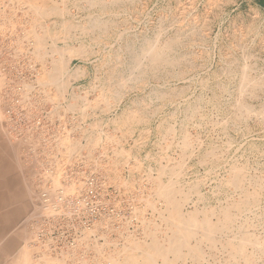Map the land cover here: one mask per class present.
Returning <instances> with one entry per match:
<instances>
[{
    "label": "rangeland",
    "instance_id": "374dc122",
    "mask_svg": "<svg viewBox=\"0 0 264 264\" xmlns=\"http://www.w3.org/2000/svg\"><path fill=\"white\" fill-rule=\"evenodd\" d=\"M7 1L0 0V264H17L24 249L32 253L31 264H41L39 258L47 256L55 259L53 264L59 263L57 260L105 264L98 253L104 250L108 256H115L122 247L127 250V261L136 255L137 263L144 264L148 256L145 246L151 241L149 231L159 232L161 239L166 236L163 232L171 236L169 212L165 214L164 200L153 191L157 179L178 191L175 199L180 201L175 203L184 213L194 208L219 210V206L239 203L243 194H254L258 203L254 199L253 206L232 209L234 227L243 224L245 232L264 239L261 11L243 0H102L94 5L92 0H47L46 8H57L62 14L38 18L28 5L19 7ZM37 40L45 43L43 59L34 55L32 44ZM148 43L170 45L164 53L170 63L143 67L140 47ZM72 47L82 48L84 53L73 58L59 77L69 81L61 96L54 83L43 79L59 59L54 49ZM30 64L35 73L28 70ZM243 75L251 82L246 91L240 90ZM17 86L22 89L18 95L27 119L30 123L39 120L40 126L16 137L5 125L4 108L12 96H18ZM232 166L243 169L245 179L239 189L227 185ZM88 176L103 181L114 204H131L135 221L110 219L107 227L92 233L94 225L88 237L87 231L83 232L80 238L84 242L77 240L73 249H60L51 238L38 241L36 232L47 224L49 209L58 206L54 202L59 191L80 195ZM43 194L50 199L48 207ZM134 207L145 208L142 217L150 221L149 227L135 216ZM210 218L216 222L215 215ZM142 232L149 234L144 236L146 240ZM133 235L146 243L139 252L127 249L126 237ZM203 249L206 260L200 264H228L222 255L214 260L208 247ZM159 258L154 264H193L172 256L168 261ZM231 260L228 262L234 263ZM256 260L255 264H264V258Z\"/></svg>",
    "mask_w": 264,
    "mask_h": 264
},
{
    "label": "bare ground",
    "instance_id": "6f19581e",
    "mask_svg": "<svg viewBox=\"0 0 264 264\" xmlns=\"http://www.w3.org/2000/svg\"><path fill=\"white\" fill-rule=\"evenodd\" d=\"M3 1V0H1ZM7 1V0H6ZM101 1L102 0H92V4H101ZM10 3V4H18L19 7H23L24 5H28L29 7V10H31L35 16H37L38 18H46V17H49V16H52V15H61L62 14V10H58L57 8H54V7H49V8H46L45 7V3L47 2V0H8L7 3ZM103 2V1H102ZM9 4V5H10ZM112 5V4H111ZM49 6V5H48ZM53 6V5H51ZM4 7V6H3ZM7 7V6H6ZM56 7V6H55ZM60 8V7H59ZM27 11H29L28 9H26ZM25 10V12H26ZM2 14V13H1ZM26 14V13H25ZM30 14V13H29ZM4 16V15H3ZM29 16V15H28ZM31 18V17H30ZM34 18V17H33ZM2 19V18H1ZM4 19V18H3ZM8 21V19H6ZM10 20V19H9ZM40 21V20H39ZM4 23V22H2ZM96 23V22H95ZM94 23V24H95ZM100 23V21H99ZM98 24L97 27H99L100 25ZM9 24V23H8ZM115 24V23H114ZM23 25V24H22ZM104 25V24H103ZM4 26V25H3ZM2 26V27H3ZM94 26V25H93ZM96 26V25H95ZM38 27V26H37ZM76 27V26H75ZM102 27V25H101ZM5 28V27H4ZM1 29V27H0ZM13 29V28H12ZM38 29V28H37ZM84 29V28H83ZM34 30V29H33ZM2 31V30H1ZM15 31V30H14ZM67 31V30H65ZM106 31V30H105ZM34 32V31H33ZM47 32V31H45ZM68 32V31H67ZM6 33V32H5ZM24 34V33H23ZM47 34V33H46ZM22 35V34H21ZM58 35V34H57ZM66 35V34H65ZM24 37V36H23ZM28 37V35H27ZM8 38V37H7ZM15 39V38H14ZM24 40V38H23ZM39 40V39H38ZM37 40V43L36 44H32L34 45V55H38L40 58L42 57V59L46 56V52L47 50L44 49V46L42 44H45L44 42H41ZM150 41V40H149ZM25 42V41H24ZM19 43V42H17ZM28 43V42H27ZM262 43V42H261ZM13 44V43H12ZM172 44V43H171ZM18 45V44H17ZM23 45V44H22ZM165 45V46H164ZM163 46L162 45H159L157 46L156 44L155 45H152L151 43H148L146 44V46L144 47H140V50H141V57L144 60V64H143V67L144 65H149V67H158V63H160L161 67H164L162 64L163 62L165 61H170L169 58H168V55H165V51L168 50L169 48H171L170 45H167V44H164ZM16 47V46H15ZM80 47V46H79ZM174 47V46H173ZM20 48V47H19ZM22 48V47H21ZM55 48V47H54ZM171 50V49H170ZM53 52V50H52ZM54 52H57L58 56H59V59L55 60V62L53 63V66L51 68V71L48 70V72H43L45 73V77L43 79V82L45 80V83L48 84V82L50 84H53L57 86L56 89H58L59 91V94L62 96V92L65 91L66 87L68 86V82L67 80H63V81H60L59 77H61V74L67 69L68 67V64L70 63V61L73 59V58H76V57H79V56H82L83 53H84V50L82 48H77V49H74L73 47L70 48V49H54ZM175 52V51H174ZM25 53V52H24ZM130 53V52H129ZM183 55V54H182ZM57 56V57H58ZM139 57V56H138ZM172 57V56H171ZM177 57V56H176ZM80 58V57H79ZM119 58V57H118ZM140 58V57H139ZM141 58V59H142ZM86 59V58H85ZM128 59V58H127ZM138 59V58H137ZM37 60V59H36ZM34 61V60H33ZM135 61V60H134ZM133 61V64L135 65L136 63H134ZM140 61V59H139ZM167 61V62H168ZM177 61V60H176ZM103 62V61H102ZM137 64H140V62L142 63V60L140 62L136 61ZM162 63V64H161ZM170 63V62H168ZM168 63H165L166 65ZM172 63V62H171ZM175 63V62H173ZM34 65V64H33ZM157 65V66H156ZM159 65V67H160ZM165 65V66H166ZM169 65V64H168ZM167 65V66H168ZM175 65V64H173ZM179 65V64H178ZM136 66H139V65H136ZM1 67V66H0ZM4 67V66H3ZM132 67V65H131ZM146 67V66H145ZM148 67V68H149ZM152 67V68H153ZM78 68V67H77ZM138 68V67H136ZM140 68V67H139ZM150 69V68H149ZM12 70V69H11ZM44 70V69H43ZM38 71V70H37ZM47 71V70H46ZM149 71V70H148ZM131 73V72H130ZM133 73V72H132ZM139 73V72H138ZM166 73V72H165ZM144 75V74H143ZM248 75V74H247ZM244 76V75H243ZM8 77V76H7ZM41 77V76H40ZM128 77V76H127ZM154 77V76H153ZM63 78V77H62ZM61 78V79H62ZM65 78V77H64ZM110 78V77H109ZM116 79V78H115ZM157 79V78H156ZM250 79V78H249ZM9 80V79H8ZM36 80V79H35ZM39 80L41 81V78H39ZM38 80V81H39ZM121 80V79H120ZM253 80V79H252ZM37 81V82H38ZM108 81V80H107ZM136 81V79H135ZM143 81V80H142ZM115 82V80H114ZM122 82V80H121ZM124 82V81H123ZM143 83V82H142ZM234 83V82H233ZM27 84V83H26ZM241 84L242 87H241V91L242 89L244 90L245 88V91H246V88L248 87L249 84H251V82L248 80L247 76H244L242 77L241 79ZM44 85V83H43ZM135 85V84H133ZM253 85V84H252ZM41 86V85H40ZM39 86V87H40ZM127 87V86H126ZM218 87V86H217ZM251 87V86H250ZM24 89V88H23ZM97 89V88H96ZM122 89V88H121ZM250 89V88H248ZM247 89V90H248ZM252 89V88H251ZM126 90V89H124ZM250 91V90H249ZM244 92V91H243ZM44 93V92H43ZM254 93V92H253ZM54 94V93H53ZM113 94H115L113 92ZM29 95V94H28ZM124 95V94H123ZM160 96V94H159ZM168 96V94H167ZM179 96V95H178ZM50 97V96H49ZM55 97V96H54ZM59 97V96H58ZM108 97V96H107ZM111 97V96H110ZM60 98V97H59ZM116 98V97H115ZM160 98V97H159ZM177 98V97H176ZM24 99V98H23ZM114 99V98H113ZM112 99V101H113ZM27 100V99H26ZM55 100V99H54ZM57 100V99H56ZM103 100V99H102ZM242 101V100H241ZM143 102V101H141ZM140 102V103H141ZM240 103V102H239ZM139 104V103H138ZM246 106V105H245ZM131 107V106H130ZM237 107V106H236ZM243 108V107H242ZM84 109V108H83ZM245 110L247 108H244ZM238 111V110H237ZM249 111V110H248ZM252 111V110H250ZM132 112V111H131ZM244 112V111H243ZM260 112V111H259ZM135 113V112H134ZM132 113V114H134ZM151 114V113H150ZM247 114H250V112H248ZM135 115V114H134ZM138 117V116H137ZM140 117V116H139ZM134 119V116L132 117ZM145 118V117H144ZM239 118V117H238ZM141 119V118H140ZM59 120V119H58ZM144 120V119H143ZM239 120V119H238ZM49 121V120H48ZM53 121V120H52ZM139 121V120H138ZM137 121V122H138ZM164 121V120H163ZM239 123V122H238ZM89 128V127H88ZM93 128V127H92ZM160 128V127H159ZM62 129V128H61ZM118 130V129H117ZM82 131V130H81ZM126 132V131H125ZM145 132V131H144ZM108 133V132H107ZM143 133V132H142ZM75 134V133H73ZM109 134V133H108ZM126 134V133H125ZM68 136V135H67ZM188 136V135H187ZM111 137V136H110ZM117 137V136H116ZM106 138V137H105ZM187 138V137H186ZM95 139V138H94ZM193 139V138H192ZM96 140V139H95ZM73 141V140H72ZM109 141V140H108ZM163 141V140H162ZM187 141V140H186ZM68 142V141H67ZM96 142V141H95ZM110 142V141H109ZM170 143V142H169ZM183 143H186L185 141ZM78 144V143H77ZM92 144V143H91ZM116 145V143H114ZM188 144V143H187ZM186 144V146H187ZM96 145V144H95ZM189 145V144H188ZM92 146V145H91ZM167 146V145H166ZM162 147V146H161ZM160 147V148H161ZM106 148V147H105ZM89 149H90V146H89ZM111 149V148H110ZM102 150V149H101ZM122 150V149H121ZM164 150V149H163ZM162 150V151H163ZM166 150V149H165ZM181 150V149H180ZM68 151V150H67ZM100 151V150H99ZM125 150H123L124 152ZM179 151V150H178ZM126 155H127V152H125ZM75 155V154H74ZM73 155V156H74ZM215 155V154H214ZM105 156V155H104ZM76 157V156H75ZM127 158V156H126ZM214 158V157H213ZM65 159V158H64ZM123 159V158H122ZM128 159V158H127ZM66 160V159H65ZM75 162V161H74ZM122 162V161H121ZM124 163H125V160H124ZM137 163V162H136ZM173 163V162H172ZM63 164V163H62ZM125 165V164H124ZM57 166V165H55ZM77 166V165H76ZM126 166V165H125ZM170 166V165H169ZM173 166V165H171ZM238 166V165H237ZM180 167V166H179ZM131 168V166H130ZM135 168V167H132V169ZM239 168V167H238ZM238 168H235L232 166L231 167V178L228 180V184L227 185H231L234 186L236 189H239L241 187V184L243 182V180L245 179L244 178V174L242 175V171L243 169L241 168L238 169ZM182 169V168H181ZM61 170V169H60ZM74 170V169H73ZM103 170V169H102ZM225 170V169H224ZM229 170V171H230ZM133 171V170H132ZM246 171V170H245ZM166 172V171H165ZM170 172V171H169ZM175 172V171H174ZM173 172V173H174ZM109 173V172H108ZM179 173V172H178ZM230 173V174H231ZM47 174V173H46ZM56 174V173H55ZM107 174V173H106ZM116 174V172H115ZM177 174V173H175ZM49 175V174H48ZM47 175V176H48ZM80 175V174H79ZM78 176V175H77ZM81 176V175H80ZM174 176V174H173ZM180 176V175H178ZM177 176V177H178ZM222 176V175H221ZM99 177V176H98ZM176 177V178H177ZM119 178V177H118ZM155 178V177H154ZM158 178V177H157ZM175 178V179H176ZM51 179V178H50ZM55 180V179H54ZM53 180V181H54ZM149 180V179H148ZM79 181V180H78ZM152 181V179H151ZM155 181V179H154ZM68 182V180H67ZM103 182V181H102ZM111 182V181H110ZM126 182V181H125ZM138 182V181H137ZM141 182V181H140ZM149 182V181H148ZM161 182V181H160ZM158 181V179L155 181V186H156V189L154 188V193H155V190L157 191L156 193V196L160 197L162 200H164V212L165 214H168L169 212V217L167 215L168 218H170L172 221V227L171 229H169L170 231V234L171 236L169 237H166L167 233L166 232L163 234L166 235L165 238L162 239L159 237V232H155V231H149V234H150V237H151V241L149 242L148 245H146V250H147V260L145 261L144 264H154V260L156 258H162L164 259V261H168V257L169 256H172L174 259L176 260H180V261H185V260H190L192 261L193 264H200L202 260H206L204 258L205 257V251L203 249L204 246H207L208 247V251L210 253V257H212L214 260L217 256H221L223 257L224 261L227 262L228 264H237V262L235 261H239V260H242L243 263L242 264H255L257 263L256 259L258 258H264V239L261 240V239H258L256 238L254 235L252 234H249L247 231L245 232V229L244 226L240 225V226H237V229H235V222L234 218L235 215H233L232 213V209L235 208L236 210L235 211H239V209L242 208V206H248V204H251L252 202H254L256 198H254V194L252 195H242V197L244 196V198L241 199V201L239 203H234L231 204V205H227L226 207H223V206H219V210H215V209H210L208 211L204 210V208L202 210L198 209V208H194L193 211H187L186 213H184V211L182 212L181 208L179 209L180 207V204H177L175 203V192H178L175 190V188H173V185H166L164 183H160ZM171 182V181H170ZM120 183V181H119ZM123 183V182H122ZM146 183V182H145ZM168 183V182H167ZM197 183V182H196ZM195 183V184H196ZM224 183V181H223ZM227 183V182H226ZM73 184V183H72ZM84 184V183H83ZM126 184V183H125ZM194 184V185H195ZM200 184V183H199ZM55 185V184H54ZM104 185V184H103ZM58 186V185H56ZM151 186V185H150ZM154 186V185H153ZM196 186V185H195ZM193 186V187H195ZM62 187V186H60ZM70 187V186H68ZM104 187V186H103ZM137 187H138V184H137ZM55 188V187H54ZM57 188V187H56ZM130 188V187H129ZM139 188V187H138ZM179 188V187H178ZM177 188V189H178ZM192 188V187H191ZM234 188V189H235ZM68 189V188H67ZM79 189V188H78ZM244 189V188H242ZM53 190V189H52ZM72 190V188H71ZM70 190V191H71ZM134 190V189H133ZM75 191V190H74ZM136 191V190H135ZM149 191V190H148ZM220 191V190H219ZM235 191V190H234ZM244 193H245V190H243ZM29 192V191H28ZM68 192V191H67ZM66 193V195H68ZM193 192V190H192ZM195 192V191H194ZM197 193V192H196ZM195 193V194H196ZM53 194V193H52ZM57 194V193H56ZM55 194V195H56ZM138 194V193H137ZM183 194V193H182ZM193 194V195H195ZM54 195V194H53ZM140 195V194H139ZM151 195V194H150ZM149 195V196H150ZM52 196V195H51ZM58 196V195H57ZM56 196V197H57ZM134 196V195H133ZM138 196V195H137ZM148 196V197H149ZM147 197V198H148ZM178 197V196H177ZM180 197V196H179ZM178 197V198H179ZM29 198V197H28ZM53 198V197H52ZM55 198V197H54ZM136 198V197H135ZM182 198H185V197H182ZM187 198V197H186ZM239 198V197H238ZM255 199V200H254ZM30 200V199H29ZM50 200V199H49ZM53 200V199H52ZM51 200V201H52ZM56 200V198H55ZM141 200V199H140ZM160 200V199H159ZM182 200V199H181ZM184 200V199H183ZM131 201V200H130ZM144 201V199H143ZM178 203V199L176 200ZM136 202H137V199H136ZM146 202V201H145ZM154 202V201H153ZM189 202V201H188ZM236 202L237 199H236ZM256 202V201H255ZM56 204V202H54ZM142 203V202H141ZM149 203V202H148ZM148 203L146 205H148ZM155 203V202H154ZM182 203V202H181ZM257 203H258V200H257ZM184 204V203H183ZM255 204V203H254ZM45 205V204H44ZM47 207L49 206L48 204H46ZM131 205V204H130ZM144 205V204H143ZM153 205V204H152ZM178 205V206H176ZM252 205V204H251ZM54 206V205H53ZM145 206V205H144ZM149 206V205H148ZM193 206V205H192ZM253 206V205H252ZM34 207V205H33ZM56 207V205H55ZM53 207V208H55ZM152 207V206H151ZM150 207V208H151ZM222 207V208H221ZM249 207V206H248ZM247 207V208H248ZM45 208V207H44ZM50 208V207H49ZM48 208V209H49ZM53 208L49 209V210H52ZM137 208V207H136ZM135 209V216L137 215V217H141L140 219H142V223L145 224L146 226L149 224L150 221L147 222V220H145L144 217H142V214L145 213L143 211V213L141 212V210H144L145 208L141 209V210H138V209ZM149 208V209H150ZM152 209V208H151ZM154 209V208H153ZM243 209V208H242ZM47 210V209H46ZM160 210V209H159ZM234 210V209H233ZM45 211V210H44ZM161 211V210H160ZM167 211V213H166ZM242 211V210H241ZM47 212V211H46ZM50 212V211H49ZM158 212V211H157ZM162 212V211H161ZM159 213V212H158ZM157 214V213H156ZM210 214V216L212 215H215L216 216V222L212 221L210 216L208 215ZM144 216V215H143ZM163 215L161 214V217ZM160 217V218H161ZM164 217V216H163ZM162 217V218H163ZM166 218V217H165ZM107 220H110V219H107ZM105 220L103 222H99V224H95L96 226H94L93 230L89 229V230H86L87 231V237H88V231L91 230V232H96L98 231L99 229L101 228H104V227H107L108 226V221ZM139 220V219H137ZM151 220V219H150ZM154 220V218H153ZM164 219H162L163 221ZM169 220V219H168ZM107 221V223H106ZM121 221V220H120ZM140 221V220H139ZM170 221V220H169ZM124 222H127L129 223V221H124ZM155 223V222H154ZM153 223V224H154ZM170 223V222H169ZM111 224V223H110ZM109 224L110 228H111V225ZM122 223H120L121 225ZM142 224V225H143ZM151 226L152 223H150ZM157 223H155L156 225ZM125 225V224H124ZM138 225V224H137ZM144 225V227L146 228V226ZM154 225V226H155ZM160 224H157L156 226L159 227ZM123 226V225H121ZM155 226V227H156ZM235 226V227H234ZM138 227V226H137ZM136 227V228H137ZM141 227V225H140ZM149 227V226H147ZM154 227V229H155ZM166 227V226H165ZM243 227V228H242ZM151 228V227H150ZM161 228V227H159ZM158 228V229H159ZM118 229V228H117ZM127 229V228H125ZM143 229V227H142ZM148 229V228H147ZM116 230V228H115ZM124 230V229H123ZM160 230V229H159ZM135 231H137L135 229ZM166 231V230H164ZM92 232V233H93ZM124 232V231H122ZM147 232V231H146ZM37 233V232H36ZM144 233V232H142ZM141 233V234H142ZM162 234V231L160 232ZM83 234V233H82ZM86 234V233H85ZM123 234V233H122ZM132 234V233H131ZM145 234V233H144ZM148 234V233H147ZM148 234V235H149ZM147 235V236H148ZM118 236V235H117ZM120 236V234H119ZM134 236L136 237V235H133L132 236H129V237H126L128 238V244L130 245L129 248H127L129 251L131 252H137L138 250H141L142 247H143V244L142 243L144 240H141L140 239L139 241L134 238ZM143 237L146 236L145 235H142ZM146 236V237H147ZM220 236V237H218ZM124 237V239H126ZM145 238V237H144ZM82 240V237L79 239V241ZM86 240V238H85ZM146 240V238H145ZM83 241V240H82ZM87 241V240H86ZM124 241V240H123ZM127 241V240H126ZM84 242V241H83ZM81 243V242H80ZM116 243V242H115ZM49 244V243H48ZM84 245V243H82ZM81 244V245H82ZM146 244V243H145ZM144 244V245H145ZM79 246V244H77ZM109 245V244H108ZM48 246V245H47ZM128 246V245H127ZM126 247V246H125ZM99 248V247H98ZM24 249V248H23ZM87 249V248H86ZM97 248H95L96 250ZM121 249V248H120ZM100 250H101V247H100ZM122 251L119 250V252H116L115 253V256H108L107 254L103 253V251L101 250L99 252L98 250V254L101 253V256L99 255V257H101L102 261L105 260V264H138L137 263V256L136 255H130L129 258L132 259L131 263H129L128 261L131 260L129 259L127 261V257L126 256V248H123L121 249ZM76 251V250H74ZM93 251V250H92ZM118 251V250H117ZM139 252V251H138ZM77 253V252H76ZM96 253V251H95ZM207 253V251H206ZM132 254V253H131ZM136 254V253H135ZM49 255V254H48ZM68 255V254H67ZM74 255V253L72 254ZM82 255V254H81ZM31 256H32V253L29 249H24L21 254L19 255L18 259H17V264H29L30 263V259H31ZM33 257V256H32ZM64 257L67 259V257L64 255ZM92 257V256H91ZM63 258V257H62ZM159 258V259H160ZM40 259V262L42 261L41 264H53V261L50 260L49 256L41 259ZM64 259V258H63ZM72 259V258H71ZM161 259V261H162ZM209 259V258H208ZM219 259V258H217ZM222 259V260H223ZM228 259H232L231 261L234 260V263L233 262H228ZM68 260V259H67ZM100 260V259H99ZM213 260V261H214ZM256 260V261H255ZM59 263H57L55 261L54 264H65V261H62V260H57ZM62 261V262H61ZM95 261V260H94ZM217 261V260H216ZM241 261V262H242ZM38 261V263H40ZM52 262V263H51ZM88 262V261H87ZM87 262H82L83 264H88ZM96 262V261H95ZM170 262V261H169ZM175 262V261H174ZM173 262V263H174ZM204 262V261H202ZM100 263V262H99ZM141 263V262H140ZM172 263V262H171ZM31 264V263H30ZM74 264V263H73ZM80 264V263H79ZM94 264H98V261L97 263H94ZM164 264V263H163ZM182 264V263H181ZM191 264V263H190ZM213 264H217L215 261Z\"/></svg>",
    "mask_w": 264,
    "mask_h": 264
},
{
    "label": "built area",
    "instance_id": "2783aa9c",
    "mask_svg": "<svg viewBox=\"0 0 264 264\" xmlns=\"http://www.w3.org/2000/svg\"><path fill=\"white\" fill-rule=\"evenodd\" d=\"M14 51V49L12 48ZM8 56L11 58L12 53ZM28 70L35 73L31 64ZM24 72L21 73V78ZM16 94L21 92V87L15 88ZM18 96H12L4 108V122L9 134L20 136L32 127H39L40 121L30 123L23 111ZM31 124V125H30ZM112 194L104 188L103 183L95 176H88L84 181V191L78 196L66 195L63 190L59 191L56 208L48 214L47 224H44L37 231L36 238L42 241L51 238L60 249H73L77 240L86 230L91 229L98 221L111 219L116 222L129 221L133 223V206L130 204L116 205L113 203ZM43 202L49 203V197L42 195ZM49 224V225H48ZM79 264V263H78Z\"/></svg>",
    "mask_w": 264,
    "mask_h": 264
},
{
    "label": "crops",
    "instance_id": "0c3cea01",
    "mask_svg": "<svg viewBox=\"0 0 264 264\" xmlns=\"http://www.w3.org/2000/svg\"><path fill=\"white\" fill-rule=\"evenodd\" d=\"M243 1H247L249 4H252L253 6H255L259 11L263 13V16H264V0H243ZM80 169L81 167L78 168V171H80Z\"/></svg>",
    "mask_w": 264,
    "mask_h": 264
}]
</instances>
